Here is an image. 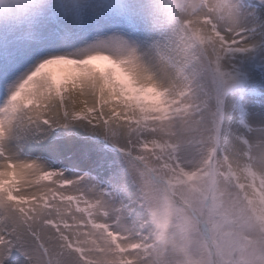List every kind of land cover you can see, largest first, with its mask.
<instances>
[{
  "label": "snow or ice",
  "instance_id": "6c2138e0",
  "mask_svg": "<svg viewBox=\"0 0 264 264\" xmlns=\"http://www.w3.org/2000/svg\"><path fill=\"white\" fill-rule=\"evenodd\" d=\"M0 264H264V0H0Z\"/></svg>",
  "mask_w": 264,
  "mask_h": 264
},
{
  "label": "bare ground",
  "instance_id": "6f19581e",
  "mask_svg": "<svg viewBox=\"0 0 264 264\" xmlns=\"http://www.w3.org/2000/svg\"><path fill=\"white\" fill-rule=\"evenodd\" d=\"M64 130H56L50 134V141L56 138H62L64 136ZM50 143V142H49ZM22 148V157L31 159L33 161H39L42 164L47 165V161L55 156L50 150L49 144H45L44 146H35L32 144H25L20 146ZM63 147H67L64 145ZM48 166V165H47Z\"/></svg>",
  "mask_w": 264,
  "mask_h": 264
},
{
  "label": "rangeland",
  "instance_id": "374dc122",
  "mask_svg": "<svg viewBox=\"0 0 264 264\" xmlns=\"http://www.w3.org/2000/svg\"><path fill=\"white\" fill-rule=\"evenodd\" d=\"M65 131V130H64ZM76 146H73V150ZM47 165L53 168H63L66 171V174L71 178L74 175L73 167L75 165V161H69V160H63L60 161L59 159H56L55 156L50 158L47 161ZM81 167H84L81 165Z\"/></svg>",
  "mask_w": 264,
  "mask_h": 264
}]
</instances>
